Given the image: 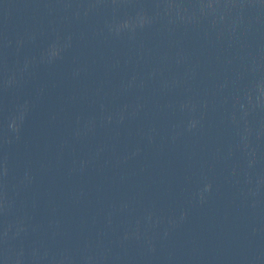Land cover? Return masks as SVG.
<instances>
[{
	"label": "water",
	"instance_id": "95a60500",
	"mask_svg": "<svg viewBox=\"0 0 264 264\" xmlns=\"http://www.w3.org/2000/svg\"><path fill=\"white\" fill-rule=\"evenodd\" d=\"M0 264H264V0H0Z\"/></svg>",
	"mask_w": 264,
	"mask_h": 264
},
{
	"label": "clouds",
	"instance_id": "9594fccd",
	"mask_svg": "<svg viewBox=\"0 0 264 264\" xmlns=\"http://www.w3.org/2000/svg\"><path fill=\"white\" fill-rule=\"evenodd\" d=\"M56 54H57L56 52H53V55H56ZM20 119L22 120L23 119V116H21ZM191 127H195V123H193L191 125ZM10 128L13 131H19V124L17 123V120L16 119H13L12 123L10 124ZM206 190H210V185L206 186Z\"/></svg>",
	"mask_w": 264,
	"mask_h": 264
}]
</instances>
